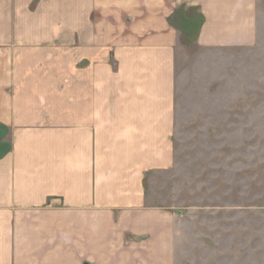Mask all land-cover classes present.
<instances>
[{"label": "crops", "instance_id": "1", "mask_svg": "<svg viewBox=\"0 0 264 264\" xmlns=\"http://www.w3.org/2000/svg\"><path fill=\"white\" fill-rule=\"evenodd\" d=\"M33 1L0 0V264H178L184 217L147 178L175 164L183 27L250 51L264 0Z\"/></svg>", "mask_w": 264, "mask_h": 264}, {"label": "rangeland", "instance_id": "2", "mask_svg": "<svg viewBox=\"0 0 264 264\" xmlns=\"http://www.w3.org/2000/svg\"><path fill=\"white\" fill-rule=\"evenodd\" d=\"M173 142L175 164L149 175L147 194L184 217L178 264H264V251L241 246L254 236L264 246V45L207 52L183 41Z\"/></svg>", "mask_w": 264, "mask_h": 264}, {"label": "trees", "instance_id": "3", "mask_svg": "<svg viewBox=\"0 0 264 264\" xmlns=\"http://www.w3.org/2000/svg\"><path fill=\"white\" fill-rule=\"evenodd\" d=\"M178 14H182V13H178ZM202 21H203V19L201 17L199 23H202ZM193 29L191 28V25H189V26L185 25V27H183V31L185 33V36L186 35L188 36V38L187 37L186 38H187L188 42H190V43L195 42L196 36H197V31L195 30V32H193ZM4 136H5L4 130L2 128H0V158H3L4 156H6L10 151L9 145L2 143Z\"/></svg>", "mask_w": 264, "mask_h": 264}]
</instances>
